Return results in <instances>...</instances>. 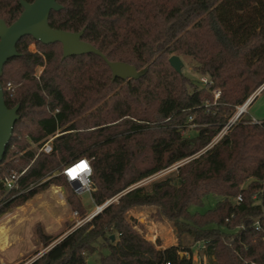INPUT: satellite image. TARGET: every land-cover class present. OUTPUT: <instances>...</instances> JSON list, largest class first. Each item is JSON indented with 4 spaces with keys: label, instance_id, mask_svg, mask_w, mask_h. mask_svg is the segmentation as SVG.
<instances>
[{
    "label": "trees",
    "instance_id": "1",
    "mask_svg": "<svg viewBox=\"0 0 264 264\" xmlns=\"http://www.w3.org/2000/svg\"><path fill=\"white\" fill-rule=\"evenodd\" d=\"M58 2L63 8L51 12L52 27L84 29L83 39L110 61L148 71L113 80L99 55L63 58L60 43L31 36L18 42L19 55L0 78L7 105H20L0 176L24 173L8 193L0 184V217L53 183L67 184L62 172L52 175L85 157L93 202L117 198L57 242L59 236L39 229L46 251L31 264H88L95 253L100 264H195L193 246L180 241L183 233L210 264H264V120L242 114L207 148L264 85V0ZM22 11L19 0H0L7 24ZM173 55L187 57L195 75L179 74L169 62ZM51 136L52 153L29 148ZM186 159L173 176L141 185ZM208 202L214 205L200 210ZM138 206H154L179 242L161 247L141 233L129 215Z\"/></svg>",
    "mask_w": 264,
    "mask_h": 264
},
{
    "label": "rangeland",
    "instance_id": "2",
    "mask_svg": "<svg viewBox=\"0 0 264 264\" xmlns=\"http://www.w3.org/2000/svg\"><path fill=\"white\" fill-rule=\"evenodd\" d=\"M30 49L36 50V44L32 43ZM183 62L182 72L194 76L195 73L189 59L185 57ZM253 94H256V97L249 105L246 116L255 120H264V91L262 86ZM40 143H32L29 148L39 152ZM61 172L60 170L52 176ZM176 173L177 168L165 169L145 179L141 185L149 186L155 181L162 180L169 175L173 176ZM50 177H46L42 182L47 181ZM70 197L81 205L85 215L69 203L68 198ZM116 200L117 198H114L108 202ZM213 205L214 202H208L200 210H205ZM97 207L99 206L93 202L90 193L78 195L69 183L63 182L49 185L24 203H15L8 212L0 217V264L3 262L7 264H29L31 260L33 262L46 251L39 242V229L49 235L59 236L55 241L57 242L73 229L88 221L87 218L94 214ZM156 212L154 206H138L132 208L129 215L136 221L140 232L148 239L154 242L158 241L161 247L176 244L180 238L183 244L193 246L195 264H210L209 260L198 251L199 243H195L192 237L185 233L178 238L177 230L173 224L166 218L158 217ZM107 253V250L104 251V254ZM99 258L98 253L90 255L87 258L88 264H100Z\"/></svg>",
    "mask_w": 264,
    "mask_h": 264
},
{
    "label": "water",
    "instance_id": "3",
    "mask_svg": "<svg viewBox=\"0 0 264 264\" xmlns=\"http://www.w3.org/2000/svg\"><path fill=\"white\" fill-rule=\"evenodd\" d=\"M19 2L23 11L16 21L9 25L0 18V78L3 76L5 64L19 55L17 44L24 36H31L43 44L60 43L63 58L78 57L89 53L99 55L109 65L113 80L116 78L139 79L147 73L148 67L138 69L128 62L110 61L97 47L83 39L84 29L71 32L52 27L49 22L51 12L60 11L63 8L58 0H34L32 2L19 0ZM169 62L179 74L182 73L184 62L181 57L173 55L169 58ZM19 109V104L14 107L7 105L4 88L0 82V162L13 136L14 126L20 118ZM109 203L106 202L103 208Z\"/></svg>",
    "mask_w": 264,
    "mask_h": 264
},
{
    "label": "built area",
    "instance_id": "4",
    "mask_svg": "<svg viewBox=\"0 0 264 264\" xmlns=\"http://www.w3.org/2000/svg\"><path fill=\"white\" fill-rule=\"evenodd\" d=\"M201 80L204 83L207 82V79L205 77H202ZM10 88H11V83H8L7 89H10ZM262 89H264V85L262 86ZM219 96H220V90H215V98H218ZM255 97H256V94L251 95L242 105L238 106L236 114L230 119V121L225 125V127L222 129V131L214 138V140L211 142V144L207 148H210L218 140H220L221 137H223V135L227 133V131L231 127V125H233L239 119V117L242 114L247 113L248 107L252 103V101L255 99ZM252 121L253 122H259L260 120L252 119ZM54 137L55 136L49 137L48 139H46L45 141H43L39 145V148H38L39 153L50 154L53 152V139H54ZM187 160H189V159H186L182 162H179V163L171 166L170 168H168V170L171 168H178L181 164H183ZM83 163H84V165H86V167L84 169H81L80 165ZM23 173H24V171H22L20 173L14 172L10 176H0V184H1L2 188L4 189L5 193H8L9 191L17 188L18 181H19V179ZM62 174L65 176L68 183L72 186L75 193H77L78 195H80L82 193H90L91 194V192H92V181H91L92 165H91V159L90 158L85 157V158H82V159L75 161L74 163H72L68 166H65L62 170ZM32 186H33V184L30 187H32ZM253 198L257 199L258 195L255 194L253 196ZM237 201L238 202L243 201L242 194H239L237 196ZM102 210H103V205L97 207V210L94 212V214H92L87 219L90 220L94 215H96L95 213H99ZM76 214H78V212H76ZM253 226H255L256 230H260L261 229L260 221L257 220L256 222H254ZM31 261L29 262V264L32 263ZM2 264H7V263L3 262ZM247 264H257V263L256 262H249Z\"/></svg>",
    "mask_w": 264,
    "mask_h": 264
},
{
    "label": "snow or ice",
    "instance_id": "5",
    "mask_svg": "<svg viewBox=\"0 0 264 264\" xmlns=\"http://www.w3.org/2000/svg\"><path fill=\"white\" fill-rule=\"evenodd\" d=\"M85 167H86V165H84V164H81V165H80V168H81V169H84Z\"/></svg>",
    "mask_w": 264,
    "mask_h": 264
},
{
    "label": "bare ground",
    "instance_id": "6",
    "mask_svg": "<svg viewBox=\"0 0 264 264\" xmlns=\"http://www.w3.org/2000/svg\"><path fill=\"white\" fill-rule=\"evenodd\" d=\"M84 164V163H83Z\"/></svg>",
    "mask_w": 264,
    "mask_h": 264
}]
</instances>
